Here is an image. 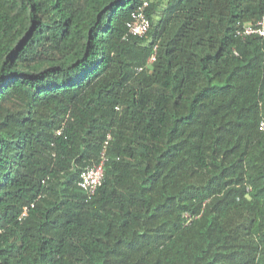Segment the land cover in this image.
Instances as JSON below:
<instances>
[{
	"label": "trees",
	"instance_id": "trees-1",
	"mask_svg": "<svg viewBox=\"0 0 264 264\" xmlns=\"http://www.w3.org/2000/svg\"><path fill=\"white\" fill-rule=\"evenodd\" d=\"M263 16L0 0V264H264V39L238 35Z\"/></svg>",
	"mask_w": 264,
	"mask_h": 264
},
{
	"label": "built area",
	"instance_id": "built-area-1",
	"mask_svg": "<svg viewBox=\"0 0 264 264\" xmlns=\"http://www.w3.org/2000/svg\"><path fill=\"white\" fill-rule=\"evenodd\" d=\"M148 6V2L145 1L131 15V19L127 22L126 27L128 33L135 37H143L150 27V22L145 14V9ZM238 35L246 38L251 36H258L264 39V16L254 24L245 25L238 30ZM156 57L153 56L150 59V63L155 62ZM262 104H264V88L262 95ZM260 130L264 131V121L260 124ZM61 134V130L58 131V135ZM105 153L102 155V159L99 164L92 165L85 168L80 175V181L78 186L84 191L89 197H94L97 190L102 185L104 180V165H105ZM27 209H25L22 217L27 216Z\"/></svg>",
	"mask_w": 264,
	"mask_h": 264
}]
</instances>
